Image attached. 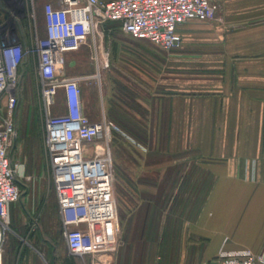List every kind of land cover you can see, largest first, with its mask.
I'll return each instance as SVG.
<instances>
[{
  "label": "crops",
  "instance_id": "obj_1",
  "mask_svg": "<svg viewBox=\"0 0 264 264\" xmlns=\"http://www.w3.org/2000/svg\"><path fill=\"white\" fill-rule=\"evenodd\" d=\"M214 2L216 19L180 26L174 51L128 36L131 53L109 52L129 82L115 109L146 144L118 177L117 225L95 228L116 248L90 264H218L221 252L264 250V0ZM46 3L59 4L35 0L41 24ZM47 249L69 262L67 248Z\"/></svg>",
  "mask_w": 264,
  "mask_h": 264
},
{
  "label": "built area",
  "instance_id": "obj_2",
  "mask_svg": "<svg viewBox=\"0 0 264 264\" xmlns=\"http://www.w3.org/2000/svg\"><path fill=\"white\" fill-rule=\"evenodd\" d=\"M17 1L24 7L22 15L14 14L12 3ZM6 2L0 0V14L16 22L21 17L27 19L33 37L26 47L29 43L20 26L11 30L0 19V264L6 237L13 233L9 208L22 195L18 166L12 162L10 151L17 137L19 71L30 54L36 57L44 148L66 248L79 257L110 253L116 248L117 235L97 237L95 228L117 225L109 144L118 128L104 115L91 122L84 114L80 83L89 77L66 76V56L91 40L98 76L108 65L109 50L102 45V28L107 23L118 24L127 36L146 41L162 52L174 51L181 45L179 27L189 21L215 20L217 4L214 0H58L57 7L43 5L39 37L35 0ZM59 93L63 111L54 115L51 109ZM219 258L218 264H264V250L258 254L246 249L221 252Z\"/></svg>",
  "mask_w": 264,
  "mask_h": 264
},
{
  "label": "rangeland",
  "instance_id": "obj_3",
  "mask_svg": "<svg viewBox=\"0 0 264 264\" xmlns=\"http://www.w3.org/2000/svg\"><path fill=\"white\" fill-rule=\"evenodd\" d=\"M11 2V1H10ZM6 5V0H3ZM14 14H24V7H20L18 1L12 3ZM13 13V11H12ZM36 32L42 37V24L40 23V9L35 5ZM13 17V15H12ZM0 19L8 24V28H21L24 33L25 42L29 43L33 37L27 19L21 17L18 22L13 18L0 14ZM15 26V27H14ZM103 47L108 49L110 55L121 53H131V44L129 38L124 34L118 24L107 23L102 28ZM20 31V29H19ZM32 36V37H31ZM91 40L83 46L78 52L69 53L66 56V65L63 72L66 76H85L88 79L80 83L81 101L84 114L93 122L103 114L102 106L107 119L109 110L118 106L114 92H118L119 83L125 90L129 86L128 78H118V71L113 69L111 61H108L106 68L101 69L98 76H95L96 69L92 58ZM27 44L26 47H28ZM24 69L19 71V98L17 105V137L10 151V158L17 164V179L21 185L20 201L14 204L9 210V224L13 233L6 237L5 262L3 264H53L50 259V253L47 248L53 245L55 248H66L63 237L64 227L56 203V198L52 186L50 168L44 148V114L40 102V86L35 71L36 57L30 54L25 57ZM118 69L121 65H115ZM94 75V77H93ZM114 97V98H113ZM128 106V101H121ZM54 115L62 113V94L56 98L55 105L51 109ZM121 115V114H120ZM126 122L131 119L123 115ZM131 123V122H130ZM115 125V123H113ZM139 127V126H138ZM142 131V128L139 127ZM115 133V134H114ZM109 144L112 169L114 176V195L118 209V203L121 196V188L118 185L120 172L123 168L131 167L132 150L138 148L139 144L132 141L130 137L123 134L119 129L113 132ZM144 135V133L142 132ZM132 144V145H131ZM129 168V167H128ZM119 210V209H118ZM110 229V228H109ZM109 229L107 234H109ZM103 233V229H99ZM98 233V231H97ZM8 248H18L13 255ZM37 250L44 254L45 263H42L37 257L29 260L28 256L31 250ZM25 260H21L22 258ZM27 256V257H26ZM91 256H68V264H82V260L88 264ZM57 260V259H56ZM90 264V263H89Z\"/></svg>",
  "mask_w": 264,
  "mask_h": 264
},
{
  "label": "trees",
  "instance_id": "obj_4",
  "mask_svg": "<svg viewBox=\"0 0 264 264\" xmlns=\"http://www.w3.org/2000/svg\"><path fill=\"white\" fill-rule=\"evenodd\" d=\"M23 69H24V66L22 67V70ZM108 116H109V118H111L113 120V123H115V126L123 134L130 137L131 139H133L134 141H136L137 143H139L141 145L146 144L144 139H142V137H143L142 131L139 129V127L132 120H131V123L126 122L123 119V115L118 114L114 109L109 110ZM51 248H55V247L53 245H51ZM17 249L18 248H8V251L14 255L15 252L17 251Z\"/></svg>",
  "mask_w": 264,
  "mask_h": 264
},
{
  "label": "bare ground",
  "instance_id": "obj_5",
  "mask_svg": "<svg viewBox=\"0 0 264 264\" xmlns=\"http://www.w3.org/2000/svg\"><path fill=\"white\" fill-rule=\"evenodd\" d=\"M104 31V30H103Z\"/></svg>",
  "mask_w": 264,
  "mask_h": 264
}]
</instances>
